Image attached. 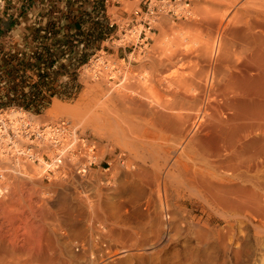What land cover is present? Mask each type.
I'll list each match as a JSON object with an SVG mask.
<instances>
[{
  "label": "bare ground",
  "instance_id": "bare-ground-1",
  "mask_svg": "<svg viewBox=\"0 0 264 264\" xmlns=\"http://www.w3.org/2000/svg\"><path fill=\"white\" fill-rule=\"evenodd\" d=\"M204 1L192 8L199 69L178 89L137 93L94 84L77 106L64 109L83 116L82 125L88 122L98 137L88 139L90 165L97 145L105 139L112 145L108 156L100 147L95 159L109 166L93 171L94 181L80 179L98 196L99 215L87 198L67 201L58 193L50 200L52 187L37 176L41 169L64 168L75 178L90 171L75 166L82 125L71 117H62L60 130L44 128L51 162L41 157V169L20 157L13 164L0 147V264H264V0ZM193 37L166 35L168 59L191 61ZM83 103L94 106L85 112ZM54 133L69 136L68 145L55 148ZM155 170L157 187L142 185L141 173L151 181ZM110 178L126 183L129 198L105 185ZM126 201L130 210L122 213ZM48 202L59 205L65 224L83 226L71 235L89 237L84 223L93 217L110 215L128 227L117 226L108 242L58 240L61 233L46 225Z\"/></svg>",
  "mask_w": 264,
  "mask_h": 264
},
{
  "label": "rangeland",
  "instance_id": "rangeland-1",
  "mask_svg": "<svg viewBox=\"0 0 264 264\" xmlns=\"http://www.w3.org/2000/svg\"><path fill=\"white\" fill-rule=\"evenodd\" d=\"M28 1L31 0H12L9 5V1L0 0V19L6 16L7 13L9 15L14 13L15 15H20L21 17L20 24L14 27L10 34L0 38V43L3 44L4 50L6 51L11 48L19 49L24 47L25 44H27V34H29V29L33 26L35 19L39 17V15L43 16V13L47 12L49 6H53L55 14L59 15L58 10L65 8L67 0H33L26 13L21 14L20 12L23 4L25 2L28 3ZM145 1L147 0H105L109 24L111 21H116L118 26L117 24L111 26L113 28L112 32L105 39H103L99 48L96 49L89 60L86 61L85 64L78 67L77 81L80 88L71 97L60 98L58 96H53L47 107L42 109L40 112L32 109L28 110L20 105L0 108V147L5 148L9 152L10 162L17 164L16 159L20 157L24 161L33 162L40 169L41 166H43V162L40 160L41 157H43L47 162H51L49 158L50 156L48 157V152L45 149L46 143L43 142L44 135H38L36 134V131L39 129L44 130L45 132V129L49 126V124L54 125V130H58L57 128L60 126L59 122L62 117H71L73 119V124H84V122L80 120L81 115L79 116L75 114V117L74 113L67 114L64 109H67L69 106H77L86 91H88L94 84H99L103 90H107L109 86H114L119 90H122V88L125 87H127L129 91L137 89V93L141 92V90H145L147 92L159 89L169 91L178 89L181 85L179 84L180 79L192 75L199 69L197 56L198 44L196 42L197 38L194 29L197 15L196 11L195 13H192V11L194 12V9H198L201 4L206 5L205 1L188 0L190 2V5L188 6L190 13L176 18L171 14V12L167 11L168 6H166V8L164 7L162 10L157 8L158 13L155 17L156 20L153 22L156 31L155 33L148 32L151 39L149 40L148 45L144 47L141 45V37H139L141 31L140 29L143 27L140 20L142 18H147L149 15L143 12V9L149 1H152V4L160 3V1L156 2V0ZM181 1L178 0L179 3H181ZM72 5L74 11L79 9L78 3ZM193 7L194 9L192 10ZM129 22L130 24L127 25ZM181 31L193 32L194 37L189 41V44L192 45L194 51L191 61L181 58L179 59L178 57L172 61L168 59L170 49L165 45L166 40L164 37L166 35H176V33L181 34ZM182 42L183 39H180L174 48H177V50L183 49L181 48ZM67 77L69 76L67 75ZM55 102L59 103L60 107L58 109L54 108ZM92 104L93 103H83L82 105L84 111L86 112L90 109L92 110L94 106ZM85 112H83L82 115H84ZM27 123H29L30 126H28ZM85 124H88V126L84 127L82 125V128L80 127L81 130L78 129L80 137L77 138V143L74 145L76 149L75 152L78 156L70 154L72 157L74 156L80 158L78 159L79 162L75 164L78 170L87 164V168L90 171L85 173L82 178L84 181L88 182L94 181L93 171H96V169L99 168L103 169L102 167L104 166H109L107 160L103 163L96 162L95 159L97 157L99 158V155L102 153L100 152L98 154L97 151L102 148L104 152H107L104 156H108V151L111 150L112 145L110 144V141L106 139L103 140L102 143L99 142L101 145H97L95 148V159H92L93 165H90L88 157L91 154L89 152L88 139L89 136L93 137L94 139L92 140L98 143V137L90 132L92 131L90 124L88 122ZM83 128L87 130L86 133L83 132ZM54 134L57 135H55L53 139L54 145L57 143L55 148L66 147L68 145L69 136L67 138L65 136H61L60 134L58 135L57 133ZM56 138L57 140L59 139V142L55 141ZM84 143L87 144L85 145ZM15 148H19L20 151H23L20 153ZM28 153L30 155L31 153H35V155L30 158L27 157L29 155ZM158 162L161 163L162 160ZM62 169V173H56L57 171L53 169L51 171L41 169V171L37 174V176L44 180L46 184L52 187L51 192L48 194V198L55 201L58 193L66 196L67 201H70L73 196L81 199L87 198L90 200V204L92 202V205H96L94 214L99 215L101 210L97 207L99 203H95L98 201V196L94 195L95 192L89 188L85 190L80 188V184L82 183L81 180L71 176L69 173H65V169ZM155 171L156 172H153L151 175V181L148 180L150 177L141 173L142 185L145 184L150 188L157 187V184L155 183H158L159 170ZM57 175H59V177ZM56 181L62 182L64 186H59L60 189L58 187L57 191H54L52 184ZM105 185L112 187L115 186L119 196H127V198H129L128 190L124 187L126 183L123 185L121 182L116 180V178H110L108 179V182L107 180L105 181ZM65 187L67 189H65ZM36 194L37 192L35 193L34 199L38 200ZM125 198L122 199L124 200ZM58 206L59 205L57 204L54 205L52 202H48L44 213L47 227L53 228L54 230L56 229L61 233L58 240H77L79 242H83V240L87 238H92L96 242H108L118 236L115 232H113L117 226H124L123 228L125 229L128 227L127 223L126 225H116L109 218L110 215L107 214L108 218L104 221H101L98 217H93L94 219L89 220L88 223H84V228L92 230V234L90 233L89 237L71 235L72 231L80 228L83 229V226H79L78 224L74 226L72 223L65 224V222L61 220ZM146 206L147 204L145 205L144 203L143 208H146ZM121 209L122 213L129 211V202H122ZM78 213L79 212H75V214ZM122 220L126 221L127 218L124 217ZM102 231L104 233L101 234ZM126 234L122 235L125 236ZM80 244L82 246L85 245L84 242Z\"/></svg>",
  "mask_w": 264,
  "mask_h": 264
},
{
  "label": "trees",
  "instance_id": "trees-1",
  "mask_svg": "<svg viewBox=\"0 0 264 264\" xmlns=\"http://www.w3.org/2000/svg\"><path fill=\"white\" fill-rule=\"evenodd\" d=\"M32 2H25L20 13H26ZM75 3L77 11L72 7ZM58 12L49 6L35 19L24 47L6 51L0 43V108L20 105L40 112L53 96L67 98L79 90L78 67L113 28L105 0H67ZM20 22V15L7 13L0 19V38Z\"/></svg>",
  "mask_w": 264,
  "mask_h": 264
},
{
  "label": "built area",
  "instance_id": "built-area-1",
  "mask_svg": "<svg viewBox=\"0 0 264 264\" xmlns=\"http://www.w3.org/2000/svg\"><path fill=\"white\" fill-rule=\"evenodd\" d=\"M148 1V0H147ZM145 1V2H147ZM160 1V3H156V4H152V1H149V3L145 6V8L143 9V12L147 13L149 16L147 18H142L140 20V22L143 24V27L140 29V34L139 37H141V45H143L144 47H146L149 43V40L151 39L150 35L148 34V32L151 33H155V27H154V21L156 20L155 17L158 13L157 8L159 9H164V7H167V11L171 12V14L176 18L179 16H184L190 13V11L188 10V6L190 5V2L188 0H180L181 3L178 2V0H156ZM115 24H117L116 21H111L110 22V26H114ZM130 22L127 24L129 25ZM118 26V24H117ZM1 120V119H0ZM64 122L65 121H61L59 122L60 126H58V130L62 129L64 127ZM28 126H30L29 124H27ZM36 134L38 135H44V131L43 130H38L36 131ZM59 140V139H58ZM56 142L57 138L55 139Z\"/></svg>",
  "mask_w": 264,
  "mask_h": 264
},
{
  "label": "crops",
  "instance_id": "crops-1",
  "mask_svg": "<svg viewBox=\"0 0 264 264\" xmlns=\"http://www.w3.org/2000/svg\"><path fill=\"white\" fill-rule=\"evenodd\" d=\"M5 1H9L8 4L10 5V1H12V0H5ZM107 176H108V175H107ZM99 178H100V177H99ZM101 178H102V177H101ZM77 179H79V180H80V179L83 180L82 177H81V178H80V177H77ZM88 187H89V186H88ZM88 187H86L84 184H80V188H82V189H85V188L88 189ZM65 189H67V188L65 187ZM126 197H127V196H126Z\"/></svg>",
  "mask_w": 264,
  "mask_h": 264
}]
</instances>
